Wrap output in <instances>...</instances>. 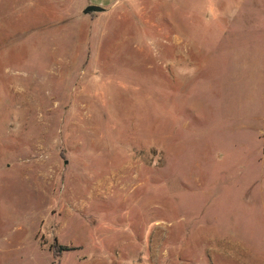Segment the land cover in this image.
Here are the masks:
<instances>
[{"label": "rangeland", "instance_id": "374dc122", "mask_svg": "<svg viewBox=\"0 0 264 264\" xmlns=\"http://www.w3.org/2000/svg\"><path fill=\"white\" fill-rule=\"evenodd\" d=\"M84 1L0 0V264H264V0Z\"/></svg>", "mask_w": 264, "mask_h": 264}, {"label": "crops", "instance_id": "0c3cea01", "mask_svg": "<svg viewBox=\"0 0 264 264\" xmlns=\"http://www.w3.org/2000/svg\"><path fill=\"white\" fill-rule=\"evenodd\" d=\"M116 0H112L110 3L108 2V3H103V4H97L98 6H101V7H103V6H112L113 4H114V2H115ZM83 3H85V4H91V2H89V1H84ZM93 5H95V4H93ZM104 8V7H103ZM177 25V24H176ZM175 30H176V27H175ZM178 32H179V35L182 33L181 32V30H180V28L178 29ZM181 32V33H180ZM178 39H180V38H178V36L177 35H174V41H175V43L176 42H178ZM195 50H199V48H196ZM200 51V50H199ZM257 62V61H256ZM248 80V79H247ZM255 84H257V83H255ZM262 85H263V91L261 92L260 91V93H259V99L261 98L262 100H264V81L262 82ZM244 101L243 102H241V105H242V107H243V105H245L246 107H254V98H253V95H248V97L247 98H245V99H243ZM263 104H264V102H263ZM194 103H193V108H194ZM264 117V110L262 111V118ZM263 121H264V118H263ZM258 132H259V135H260V137H261V140L262 141H264V128L262 127V128H258V130H257Z\"/></svg>", "mask_w": 264, "mask_h": 264}, {"label": "water", "instance_id": "95a60500", "mask_svg": "<svg viewBox=\"0 0 264 264\" xmlns=\"http://www.w3.org/2000/svg\"><path fill=\"white\" fill-rule=\"evenodd\" d=\"M103 10H104V8L101 6L93 5V4H87L85 7H83L82 13L101 12Z\"/></svg>", "mask_w": 264, "mask_h": 264}]
</instances>
